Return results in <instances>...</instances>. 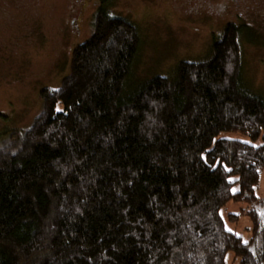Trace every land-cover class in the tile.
<instances>
[{
    "label": "trees",
    "instance_id": "16d2710c",
    "mask_svg": "<svg viewBox=\"0 0 264 264\" xmlns=\"http://www.w3.org/2000/svg\"><path fill=\"white\" fill-rule=\"evenodd\" d=\"M112 2L41 114L0 141V264H227L231 251L264 264V95L246 78V26L129 93L142 35ZM245 199L248 242L221 215Z\"/></svg>",
    "mask_w": 264,
    "mask_h": 264
},
{
    "label": "rangeland",
    "instance_id": "374dc122",
    "mask_svg": "<svg viewBox=\"0 0 264 264\" xmlns=\"http://www.w3.org/2000/svg\"><path fill=\"white\" fill-rule=\"evenodd\" d=\"M99 4L0 0V141L16 129L29 128L43 110L41 91L59 88L70 74L74 47L93 35ZM109 11L134 22L142 35L136 77L127 81L126 92H134L138 78L172 75L180 61L206 58L214 35L235 22L246 26L241 42L247 81L264 95V0H113ZM256 195L264 198V167ZM256 206L247 199L232 200L221 209L226 228L245 242L253 238L248 211ZM239 261L229 252L227 264Z\"/></svg>",
    "mask_w": 264,
    "mask_h": 264
},
{
    "label": "flooded vegetation",
    "instance_id": "af4514ba",
    "mask_svg": "<svg viewBox=\"0 0 264 264\" xmlns=\"http://www.w3.org/2000/svg\"><path fill=\"white\" fill-rule=\"evenodd\" d=\"M239 16H241V15H239ZM79 21H80V17L77 18L76 24H74V26L79 25ZM71 27H72V26H71Z\"/></svg>",
    "mask_w": 264,
    "mask_h": 264
},
{
    "label": "snow or ice",
    "instance_id": "6c2138e0",
    "mask_svg": "<svg viewBox=\"0 0 264 264\" xmlns=\"http://www.w3.org/2000/svg\"><path fill=\"white\" fill-rule=\"evenodd\" d=\"M235 191V190H234Z\"/></svg>",
    "mask_w": 264,
    "mask_h": 264
}]
</instances>
